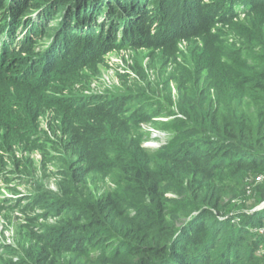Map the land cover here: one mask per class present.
I'll list each match as a JSON object with an SVG mask.
<instances>
[{"label":"trees","instance_id":"trees-1","mask_svg":"<svg viewBox=\"0 0 264 264\" xmlns=\"http://www.w3.org/2000/svg\"><path fill=\"white\" fill-rule=\"evenodd\" d=\"M3 6L11 12L0 27L3 86L37 90L38 83L18 78L17 62L26 57L15 53L39 51L44 20L57 10L65 26L53 59L75 42L99 43L92 25L106 9L110 18L134 11L136 22L159 35L157 47L200 44L193 70L174 74L181 116L170 122L178 135L162 149L143 145L135 129L141 120L123 101L95 108L94 116L61 103L83 122L74 130L70 118L74 158L58 167L59 193L39 197L44 220H56L25 224L21 255L5 245L4 264H264V0H0ZM219 26L237 40H219ZM47 57L43 70L51 67ZM32 101L45 104L37 95Z\"/></svg>","mask_w":264,"mask_h":264},{"label":"rangeland","instance_id":"rangeland-1","mask_svg":"<svg viewBox=\"0 0 264 264\" xmlns=\"http://www.w3.org/2000/svg\"><path fill=\"white\" fill-rule=\"evenodd\" d=\"M109 11L106 9L102 18L92 25L100 29L99 43L89 40V45L83 47L75 42L73 50L57 54L53 59V43L58 40L59 29L63 31L65 26L64 11H54L52 18L44 20L45 35L36 48L39 51L15 53L26 57L17 62L19 69H23L18 78L24 82L28 77L26 82L38 83L37 90L0 83V264L10 255L5 245L21 255L20 247L28 230L25 224L37 228L56 220L55 217L44 220L47 211L39 197L47 190L59 193L62 176L58 167L63 168L64 159L74 158L67 141L73 138L68 128L70 118L75 122L74 130L83 122L79 112L66 113L68 109L61 103L83 107L89 116H94L95 108L123 101L141 120L135 129L141 132L143 145L149 150L162 149L178 135L170 122L174 116H181L180 81L174 74L177 69L193 70L199 42L181 41L169 48L157 47L152 40L160 39L159 35L142 21L136 22L134 11L123 10L113 18L109 17ZM152 11L166 15L161 8ZM9 13L7 6L1 8L0 27L2 18ZM240 13L242 18L243 11ZM36 14L32 10L30 16ZM150 20H154L153 25L159 21ZM113 25L116 28L109 31ZM219 27V40L226 44L237 40L227 27ZM94 45L97 48L93 49ZM42 57L49 58L50 68H40ZM35 95L44 99L45 104L34 103ZM146 102L151 103L148 109ZM149 114H152L150 120H142ZM61 139H66L62 146ZM107 186L114 185L106 181Z\"/></svg>","mask_w":264,"mask_h":264},{"label":"water","instance_id":"water-1","mask_svg":"<svg viewBox=\"0 0 264 264\" xmlns=\"http://www.w3.org/2000/svg\"><path fill=\"white\" fill-rule=\"evenodd\" d=\"M264 205V202L261 204V206H263Z\"/></svg>","mask_w":264,"mask_h":264}]
</instances>
